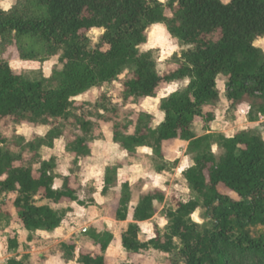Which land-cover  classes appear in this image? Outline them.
<instances>
[{"label": "trees", "instance_id": "1", "mask_svg": "<svg viewBox=\"0 0 264 264\" xmlns=\"http://www.w3.org/2000/svg\"><path fill=\"white\" fill-rule=\"evenodd\" d=\"M157 24L188 47L174 56L176 68L164 74L158 71L156 52L140 49L148 41L149 29ZM93 27L106 30L95 46L86 35ZM258 39L264 40V0H231L227 4L222 0H17L10 10L0 8L2 54L15 46L22 61L46 62L58 56L63 66L50 78L31 79L16 74L10 62L0 58V177H5L0 179V221L12 255L7 264H30L29 254L18 257L19 230L11 228L15 219L31 243L35 233L58 230L71 212L58 211L42 204L44 201H77L73 176L63 177L62 187L55 188L57 159L44 160L40 150L53 149L56 140L65 138L74 162L91 156L88 135L92 123L77 116L75 97L101 90L126 72L122 84L125 105L155 98L163 85L185 79L190 83L162 100L164 119L158 126L146 112H140L136 121L127 118L114 123L113 142L127 158L105 168L102 195L108 196L117 186L119 171L138 158L139 149L151 150L162 161L165 143L180 140L189 144L194 156V165L183 176L195 198L168 212L165 234L159 232L141 242L140 223L154 217L156 204L165 201V194L148 192L134 205L132 187L124 182L116 220L128 221L130 210L133 217L122 236L123 249L129 255L149 250L178 253L184 264H230L226 249L264 260V232L253 234L254 229L264 228L263 135L246 130L226 137L207 129L204 136L197 137L192 131L198 118L207 126L215 121L214 112L207 109L219 101V77L226 79L230 110H237L245 98L259 99L262 104L255 117L249 114V121L264 117V51L253 46ZM101 109L110 112L104 104ZM72 119L81 135H68ZM23 124L51 129L31 141L2 132V125ZM213 146L223 151L220 158ZM164 170L160 167L159 173ZM221 186L238 199L222 193ZM90 191L95 193L93 188ZM197 212L203 223L193 220ZM80 235L100 254L81 252L77 257L78 244L63 242L59 245L63 259L107 264L114 234L90 227Z\"/></svg>", "mask_w": 264, "mask_h": 264}, {"label": "rangeland", "instance_id": "2", "mask_svg": "<svg viewBox=\"0 0 264 264\" xmlns=\"http://www.w3.org/2000/svg\"><path fill=\"white\" fill-rule=\"evenodd\" d=\"M167 1L163 0L164 3ZM230 2L231 0L228 3ZM4 3L10 5L7 9L10 10L17 4V0H0V8L3 10ZM167 15L170 16L171 13L167 12ZM89 32L86 35L94 46L99 43L101 37L106 33L105 31L100 34L94 42L89 36ZM257 41L264 40L258 39ZM257 47L264 51V45H257ZM140 49L143 52L150 50L156 52L158 71L160 74H164L176 68L174 56H180L183 51L188 50V47L172 38L167 29L161 25V30H155L154 26L149 29L148 41ZM0 58L8 60L16 74L31 79L50 78L54 71L63 68L58 56L46 62L22 61L15 46L9 47L5 54L0 51ZM126 76L127 72L118 81L105 85L101 90L93 89L80 96L81 99H75L77 116L92 123L91 132L88 135L89 146L92 151L91 156L80 157L77 162H74L73 157L66 150L67 142L65 138L56 140L53 149L43 147L40 150L44 160H49L51 157L57 159L56 174H58L59 179H57L56 185L62 183L64 176H73L72 186L77 190V201L64 200L60 203L50 201L56 210L71 209V213L67 214L57 231L51 234L35 233L32 235L33 241L31 243L28 242V234L21 230L17 219L13 221L11 228L19 230L21 244L18 257L29 254L30 264H78L76 260L67 263L63 259V255L59 251V245L63 242H76L78 244L77 257L81 252L100 254L99 249L94 247L88 238L80 235L82 230L92 225L99 231L108 230L115 236L114 242L106 253L107 264H184L178 253L167 255L159 251L149 250L139 255H129L122 247V236L132 219L129 217L126 223L117 222L116 210L120 199L121 186L124 182H129L132 187L134 205L141 195L160 190L165 194V201L157 203L154 217L140 225L139 239L141 242H147L155 238L159 232L165 234L169 223L168 212L176 209L181 203L189 202L195 198L183 176V172L194 165V156L189 152L187 142L175 140L165 143V159L162 161L158 160L151 150L139 149L138 158L132 159L129 167L119 172L117 186L112 189L108 196H101L105 167L127 158L126 152L124 153L113 142L112 129L114 123L125 121L127 118L136 121L140 112H146L154 116V126H158L163 121L157 123L161 114L163 115L160 111L162 100L174 92L184 90L188 85H185L184 81L163 85L155 98L139 99L133 104L125 105L122 99V84ZM225 84L226 79L219 77V101L214 107L207 109V111L214 112L215 121L207 126L203 118L196 119L192 126L194 134L201 137L209 129L210 133L233 137L238 132L254 130L264 137V117L258 122L249 121V114L252 113L255 117L262 102L259 99L245 98L237 110L232 111L229 109L227 102ZM173 87L175 90L170 92L169 90ZM103 104L109 108L110 112L105 113L101 109ZM116 109L119 110L118 113ZM74 124H76L75 119H72L68 127V135L69 133L81 135L82 133ZM50 129L51 127H35L27 124L2 125V132L6 136L12 138L14 135H19L26 138L27 141H31L35 135L45 136ZM13 149L17 152L21 150L17 147ZM213 152L217 158H220L223 154V151L217 146H215ZM162 166L165 167V170L159 173V168ZM92 188L95 189V193L90 191ZM220 191L238 199L237 195L222 186ZM9 210L14 213L12 207ZM131 212L132 210H130ZM195 215L203 221L200 212ZM163 221H167V223H163L162 226ZM195 221L197 222V220ZM2 227H4V223L0 221V264H7L12 255L8 252L7 236L1 230ZM261 232H264V228L253 230L254 236H258ZM226 251L229 255L230 264H264V260L253 254L241 253L234 249H226Z\"/></svg>", "mask_w": 264, "mask_h": 264}, {"label": "clouds", "instance_id": "3", "mask_svg": "<svg viewBox=\"0 0 264 264\" xmlns=\"http://www.w3.org/2000/svg\"><path fill=\"white\" fill-rule=\"evenodd\" d=\"M161 2L163 3V0H161ZM222 2L225 3V4H227V3L229 2V0H222ZM9 7H10L9 4H7V3H4V4H3V8H4L5 11H7V9H8ZM154 28H155V30H161V25L157 24V25L154 26ZM105 31H106V30H105L103 27H101V28H99V29H97L96 27H93V28L91 29V31L89 32V36H90V37L93 39V41L95 42V41H96V38H97L100 34L104 33ZM257 45H264V41H255L254 44H253V46H257ZM188 83H190V81H189L188 79H185V80H184V84L187 85ZM174 90H175V88L173 87V88L170 89L169 91L171 92V91H174ZM70 99H71V98H70ZM75 99H81V97H75ZM163 119H164V116L161 114V116H160V120L157 121V123H160ZM144 151H149V149L145 148ZM213 151H215V146L213 147ZM66 174H67V173H66ZM4 178H5V177H0V179H4ZM54 187H55V185H54ZM185 190H186V189H185ZM197 211H199V210H197ZM193 219H194V220H197V222H199V223H202V222H203V221L199 220L198 216H196L195 214L193 215ZM163 223H167V221H163V222H162V226H163Z\"/></svg>", "mask_w": 264, "mask_h": 264}, {"label": "crops", "instance_id": "4", "mask_svg": "<svg viewBox=\"0 0 264 264\" xmlns=\"http://www.w3.org/2000/svg\"><path fill=\"white\" fill-rule=\"evenodd\" d=\"M227 102H228V100H227ZM228 105H229V103H228ZM263 116H260V119L262 118ZM259 119V120H260ZM264 120V119H263ZM258 122V121H257ZM260 123V122H259ZM110 139H111V135H110ZM125 153V152H124ZM118 161H121V160H118ZM118 161H116L115 163H117ZM115 163H113V164H115ZM113 164H109V165H113ZM109 165H107V166H109ZM106 166V167H107ZM105 167V168H106ZM126 167H129V165L128 166H125L123 169H125ZM190 168V167H189ZM123 169H121L119 172H121ZM105 170V169H104ZM65 177V176H64ZM63 183V182H62ZM62 183H57V185L55 184V188H61L62 187ZM103 189V188H102ZM101 196H103L102 195V190H101ZM104 197V196H103ZM42 204H45V205H49V206H51L52 208H54L52 205L53 204H51V202L50 201H44ZM55 209V208H54ZM71 213V212H70ZM129 217L132 219V217H133V212H131L130 214H129ZM117 221V220H116ZM117 222H119V221H117ZM127 222V221H126ZM126 222H121V223H126ZM145 223V222H144ZM141 224H143V223H140V225ZM90 227H95V226H90ZM90 227H88V228H90ZM88 228H86V229H84V230H87ZM84 230H82V231H84ZM57 231V230H56ZM108 231V230H107ZM25 232V231H24ZM110 232V231H109ZM81 234V233H80ZM95 247V246H94Z\"/></svg>", "mask_w": 264, "mask_h": 264}]
</instances>
